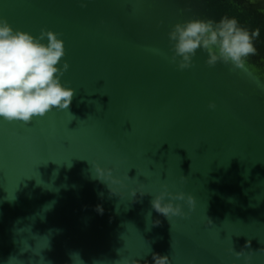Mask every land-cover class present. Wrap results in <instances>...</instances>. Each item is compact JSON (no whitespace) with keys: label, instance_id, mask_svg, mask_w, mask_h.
Listing matches in <instances>:
<instances>
[{"label":"water","instance_id":"water-1","mask_svg":"<svg viewBox=\"0 0 264 264\" xmlns=\"http://www.w3.org/2000/svg\"><path fill=\"white\" fill-rule=\"evenodd\" d=\"M86 3L0 0L15 29L61 34V82L77 93L69 110L28 124L0 117V264H152V252L172 264H264V0ZM224 15L260 29L258 54L233 69L198 50L179 69L173 26ZM96 163L113 170L117 196ZM164 184L195 208L157 213Z\"/></svg>","mask_w":264,"mask_h":264},{"label":"clouds","instance_id":"clouds-1","mask_svg":"<svg viewBox=\"0 0 264 264\" xmlns=\"http://www.w3.org/2000/svg\"><path fill=\"white\" fill-rule=\"evenodd\" d=\"M80 2L82 7L87 6L86 0ZM168 35L173 51L171 60L173 63L178 62L179 69L191 68L198 50L208 54L206 63L209 67L223 62L236 69L244 68L249 57L258 54L255 42L260 37V29L252 30L242 25L237 17L224 15L219 21L194 18L177 23ZM60 36V33L45 29L36 37L30 32L15 29L6 18L0 17V117L8 122L28 124L53 109H70L77 93L76 89L61 82L70 65L65 61L63 68L58 66L66 55L65 42ZM45 38L47 43L43 42ZM209 108L215 109L216 104L210 103ZM95 172L97 175L94 178L105 183L111 195H116L113 185L120 181L113 176V170L96 163ZM138 194L141 197L149 195L145 191ZM100 195L103 196V193ZM132 195H137L135 190ZM177 201L186 202L191 209L196 206L193 195L183 191L172 192L167 184L151 200V206L170 221L172 217L187 215L183 204ZM96 210L103 214L102 205H97ZM154 223L158 226L161 222L156 220ZM250 246L249 241L245 249ZM245 249L236 251L232 247L229 252L238 259L244 257L250 261L252 255H246ZM151 254L152 264H172L167 254ZM130 264H140V261L134 259Z\"/></svg>","mask_w":264,"mask_h":264}]
</instances>
